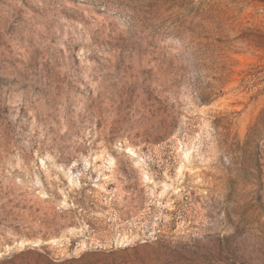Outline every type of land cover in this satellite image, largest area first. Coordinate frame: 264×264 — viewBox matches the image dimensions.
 <instances>
[{"label":"rangeland","instance_id":"1","mask_svg":"<svg viewBox=\"0 0 264 264\" xmlns=\"http://www.w3.org/2000/svg\"><path fill=\"white\" fill-rule=\"evenodd\" d=\"M0 264H264V0H0Z\"/></svg>","mask_w":264,"mask_h":264}]
</instances>
